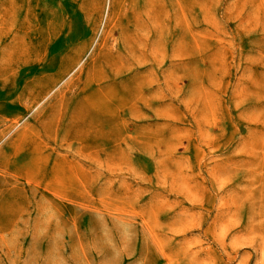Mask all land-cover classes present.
Masks as SVG:
<instances>
[{"label": "rangeland", "instance_id": "obj_1", "mask_svg": "<svg viewBox=\"0 0 264 264\" xmlns=\"http://www.w3.org/2000/svg\"><path fill=\"white\" fill-rule=\"evenodd\" d=\"M0 264H264V0H0Z\"/></svg>", "mask_w": 264, "mask_h": 264}]
</instances>
